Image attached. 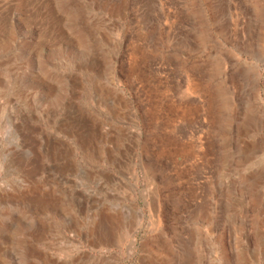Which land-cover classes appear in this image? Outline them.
<instances>
[{
    "label": "rangeland",
    "instance_id": "1",
    "mask_svg": "<svg viewBox=\"0 0 264 264\" xmlns=\"http://www.w3.org/2000/svg\"><path fill=\"white\" fill-rule=\"evenodd\" d=\"M0 264H264V0H0Z\"/></svg>",
    "mask_w": 264,
    "mask_h": 264
}]
</instances>
